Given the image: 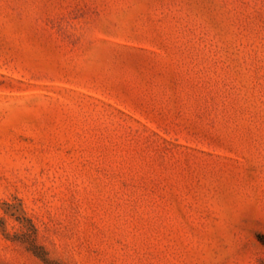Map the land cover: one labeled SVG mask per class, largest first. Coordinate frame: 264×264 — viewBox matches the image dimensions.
I'll return each instance as SVG.
<instances>
[{
    "label": "rangeland",
    "instance_id": "obj_1",
    "mask_svg": "<svg viewBox=\"0 0 264 264\" xmlns=\"http://www.w3.org/2000/svg\"><path fill=\"white\" fill-rule=\"evenodd\" d=\"M0 264H264V0H0Z\"/></svg>",
    "mask_w": 264,
    "mask_h": 264
}]
</instances>
